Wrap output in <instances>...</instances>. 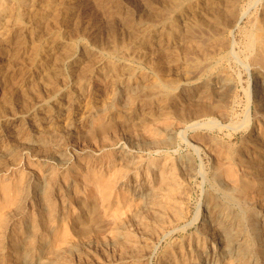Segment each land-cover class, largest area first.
<instances>
[{
	"label": "bare ground",
	"instance_id": "6f19581e",
	"mask_svg": "<svg viewBox=\"0 0 264 264\" xmlns=\"http://www.w3.org/2000/svg\"><path fill=\"white\" fill-rule=\"evenodd\" d=\"M58 1L60 0H0V61L2 63L0 67V82H2L5 77H7L9 80L11 78V83H12V87H11L12 89H10V92L5 97L3 96L4 97L2 99L3 101H1L0 99V101L2 102L0 104V120L5 115L7 109L13 108L14 102L17 101L16 99H18L20 94H23L25 96L28 90L29 91L31 90L33 92L36 89H39L38 87L42 84H44V86L45 85L51 86L52 84H54V81H56L59 78L60 75L62 76L61 74L62 70L65 67L67 68L68 66H70L69 64H72V63L77 64L78 62H80L81 59H84V58L88 59V57H89V61L90 59H93L94 56H92V54H94L95 52H92V51L87 52L88 46L86 48V45H85L86 39H88L90 42L94 44V46L96 47V49L94 48L96 52L98 49L100 50V48H103L105 47V45H108L109 47L108 48L109 50H107L108 53L110 51V53L112 54H117V52H115L117 42L122 40L123 36L121 35L122 36L121 37L119 34V31L113 26V24L109 22H112L113 19H115L116 17H119V15H121L120 11H123V9L121 10L122 5L120 6V2L118 0H96L97 5L100 6L103 12V16L105 15L106 18H108L107 21L109 24H107L108 25L107 28L109 29L107 31L109 32L105 33L107 34V40L105 41V39H103L104 37L102 38L101 36V33H103V30L105 29L104 28L102 30L99 26V21L102 19L98 20V18H96L95 20L92 21V23L88 22L91 25L89 27V25L87 24L89 28H86L84 30V38L81 35L82 38L79 39L80 41L78 42V43L82 42L80 44L82 54L79 53L80 51L77 50L79 47L77 45L79 44L75 42V39H72V40L66 39L67 35L64 33L65 32L64 30L62 31V26L67 24L69 25V27H67V25L66 27L69 29L70 25H73L72 26L73 30L78 32V30H80V20H79L80 15L79 14L82 13V12L80 13L79 11H82L80 9L83 7L85 8V5L83 6L82 2L77 4L75 2L76 0L71 1L73 3H69V0H67L68 3L66 0H62V3ZM255 2L256 0H250L248 5L244 6L243 4L242 6L241 0H145V4L147 5L148 10L147 12L145 10L146 13L144 16L142 15L139 16V18L141 17L142 20H140L139 18H138L139 22L134 20L138 16L132 17L134 19L126 16L123 19V21L127 23L125 27L128 26L127 27L128 32L125 30L128 33L127 36H130V37L132 36V38L133 36H136L135 39H137V41H141L140 42L141 44H139V46L142 48V44H146V42H151V39L155 38L157 39L155 41L159 43V41L162 40V38L165 39L164 37H167V39L169 38L170 41L171 39L175 40L176 42L180 43L181 46L183 45L188 46L191 42H194V40L196 39L201 40V42H203V44L207 46V43L213 39H216V40L218 39L221 41L222 38L226 37L227 33L232 34V32L236 28L239 27L240 22H242V20H244L245 18L247 19L248 17L249 18L248 20L250 21V25L248 26L247 29H245V32H244L245 33V40H244L245 50L244 51L246 52V56L245 57L243 56V58H245V60L249 63V65L253 67L252 70L253 72H255L254 75H256L255 77L256 89L254 92L255 96L253 100L248 101V105H247L248 107L246 109V117L244 120L240 121V117H239V121H238V119L235 118V114H237L236 106H235L236 105L235 103L237 102L235 89L237 88V86H235L236 84H234V86L236 87V88L234 87L235 88L234 89L232 87V84H233V80H231L232 77L230 78L228 74L222 73V68L225 64L221 65L222 63L221 60L228 57L230 49L228 50V48H225L224 50L216 54L212 53L211 50L209 51L208 54L204 53V52H207V50L204 49V52H203V55L205 54L204 56H202L201 54H199L200 56L198 54H194L193 52L189 51L192 49H189V50L187 49V51L184 52L185 57L183 56L181 57L178 55L180 50L178 51L177 55L174 52H172V50L170 51L169 54H166L168 53L169 49H172L173 47L169 48L168 46L159 45L158 46L159 53L160 54L162 53L165 55L164 58L162 57V59H165L164 62L172 66L173 69L175 68L174 66L179 67L183 75L185 76L184 81L181 82V80H177L173 78L171 79L168 76H164L162 73L165 72L167 68H165V71H164L160 67L158 68V66H155L153 67L154 68L153 69L154 70L153 80L147 83L142 82V83L137 84L134 82L133 79H131V77L123 78V75H120L121 73L116 75L115 74L116 71H120L122 67L114 66L115 65L114 63L113 66L109 67V70L106 68L107 69L106 72L108 73V79L107 80L105 79L106 83L104 85H99V86H96V84L92 85V83L87 79L88 76L83 78V82L81 83V86L80 87L75 86L78 88V90H76V93H74L75 95H69L66 107H59L57 109L55 108L56 110L54 109V111L52 110L53 107L52 109L49 108L48 113L47 114L45 113L46 115L44 117L42 118L34 117L31 120V128H32V129L30 128L31 131L27 128V126L25 125L19 126L18 124L19 128L16 131V133H14L15 136H17V139L22 142V146H25V144L36 145V146H33V149L34 147H36L35 148L36 152H34L35 157L40 162H43V161L46 162V160H48L50 157L54 155L56 157L59 151L63 150V149L59 150L61 148L58 147V143H59L58 141H60L62 137H64L65 139H68L71 135L75 134L77 138H80L83 136L86 139L94 140V137L98 136L99 138L102 139V141H105L107 138L108 132L112 128L111 124L114 121H117V120L112 121L113 115L120 113L122 111H125L127 114L126 116H128L129 118H131L132 116L134 117L136 116L135 115L136 113H139L140 115H142V118L141 117L140 118L146 122L144 124L146 128L145 131L147 133H143V135L142 134L140 135L143 138L140 137V141H138L139 147L143 146L144 149L146 147L148 148L151 147L152 149H156V148L158 149L159 144H162L163 142V141L162 142L160 141L161 139H159L160 137L158 138V136L161 135V133H163L165 129H166V133H169V131L172 130V128H170L171 126L170 124L172 123L170 116L174 115L180 121L176 124L177 126L186 124L185 129L188 132L195 133L194 138L192 137V139H195V141L200 142V144L206 141L211 143L210 144L211 146L218 148L217 152H219V148L225 149V152H224L225 157L222 158L221 160H215V163L213 164L214 171L211 177L213 179L214 188L212 189L211 192H209L210 190L207 191L208 194L206 197V200H207L206 202H208L209 206L212 209V215L215 216L213 225L211 224L214 227V231H212L213 234L215 233L214 234L215 236L218 235L217 237H221L222 239L225 238V240H227L226 243L227 244L229 243V245H231L232 248L234 246L236 252H234V254L231 253V254L226 255L227 246H226V250H225V247H222L223 245L219 246L220 248L215 247V245L212 242L215 240L214 235L212 236V233L208 229L209 227L205 228L203 226H201V228H198V231L195 235L191 234L188 238L186 236V239L184 240L182 245H179L177 248L175 247V250H173L174 247H172L173 251L169 250L170 249L169 247H171V243H172L171 241L175 240L176 238L175 236L179 235L183 231L185 232L186 229H189L190 226H192V225L189 226L188 224V225H185V229H183L184 227L183 223L186 221V216H187V215L185 216L186 214L185 204H186V201H188L187 200L188 197L186 193L188 191L186 190V188L188 189V187H186L185 183L188 182L189 179H192V178L188 176L189 177V178L187 177L188 180L184 182L187 178L184 181L183 180L180 181V177L185 175L184 177H182L184 179L190 173L191 174L192 172L195 173L196 169L195 171L189 172V174H185L186 172H188V170L191 171L190 165L192 163L188 165L187 164L188 160L186 161V163H182L181 165L179 164L180 165L179 169L178 167L176 168L174 166L176 169L179 170L178 172V170L175 171L176 169H174L173 165H170V166L168 165L165 167L162 164L164 163L165 165L166 163L164 161L163 163L161 161H157L156 160L157 158H156L154 160L159 162L160 165H162V168H155L153 172L151 170L152 173H149L146 169L143 168L142 170H145L146 173L144 172L143 175L137 176V174L140 173L139 168L140 166H142V163L140 162L139 159L133 156L134 155L133 153H130L133 155L122 154L120 158V160L124 162L122 166H118V164L113 161V157L115 158V156H109V158H111L110 162L109 160L108 162H105V164L102 162L103 164H101V166L98 165V167L94 165L93 166L90 165V162H84L83 164H80V165H77L76 163V165H73V167L70 168L71 171L68 174L69 176L65 183L66 186L70 189H74L76 191L75 193L77 194L84 193L85 189L91 188L92 191L94 192L92 193L93 196H91V198L93 200L91 201L95 205L87 204L88 203L87 202L85 203L86 205H84L83 207L80 206L81 207L80 209L79 206L74 207V205L76 204V201L75 202L73 200L69 201L70 199H67L68 201H66L65 199L62 198L63 195L62 197L59 196L61 197V204L59 203L57 204L56 202L58 199H56L55 201L53 197V194H55L56 191L53 190L54 191L53 192L51 190L52 186L49 187L48 185H46V187L47 186L48 187L47 188L45 187L46 189L44 188L45 190V191L43 190L44 193L42 191L43 193L42 200L38 198L40 200L39 202H41L40 205L42 208L40 209V206L38 205L40 211H39L38 216L37 217L35 216V219L32 220L33 222L31 225L32 228L31 229L29 228L30 231L27 232V235L24 239L22 238V240L16 241L15 236L17 235V232L20 226L19 225H18L19 227L16 226V224L14 223V219H16L15 217L18 215L20 211L21 207H19V201H20V198L22 199V196L25 197L26 189L24 190V184H27L25 183V181H27L25 180L26 174L24 175V172L22 171L21 167L27 166L29 168V166H31V168L37 169L38 171L41 170V172L43 168L39 162H37V164L33 162L34 164L32 163V165H30L31 161L29 162V160H32V159H29V158L31 157H29L28 158L29 160L27 159L28 161H26V158H23V155L21 156L19 155L20 154L18 153L19 150H17V152H14L16 151L14 148V151H12L13 148H9L8 143H6V145L4 144L2 147L8 150L6 152L4 151V153L2 154L3 157L0 158V172H1V175H0V264H6L7 262L6 260H8V258H10L9 259L11 262L10 264H19L21 262V261L17 262V260H19L21 256L19 259H17L19 256L18 257H16L17 255L13 256L14 254L11 257H8V258L5 257L4 251L7 246V243L9 244L8 246L11 247L12 253L19 254V255L21 254L23 255L24 253L27 257V260H30V256L33 253H35L36 250H38L37 240H39L41 243L40 244L41 249H39L40 250L39 257L43 258L44 257L43 253H45L44 251L50 250L48 254L45 253V255H48L46 259L45 260L41 259L42 260L41 262H43L42 264H58L59 261L61 262L65 252L70 251V249H71L70 252L73 251L72 249L75 247L74 245L75 243L73 244V240H75V237H79V238L83 237L86 239V241L88 239L90 242H92L91 240L95 238V237L93 238V236H95V233L97 235V233H100L98 232L99 230L102 231V229H100L101 227L100 225L101 224L106 225V223L104 221H103L104 223L101 222L102 220L100 221L101 223L98 222V219H100L99 216L97 215L99 208L100 210L101 208L102 210L106 208L103 211L104 214H101V215L102 216L105 215L106 216L105 218H108V222L110 220V223L114 221L115 225L114 224L112 225V223L110 225L107 222V226L108 227L111 226L113 228H115L114 226H116L117 230L114 232L113 239L116 241V244L118 245L120 244L124 246V249L120 253H118L116 256H114V258L110 261L111 262L110 264H145V262L148 260V257L151 255V253L156 252L157 248L159 247L158 245L161 243L162 240H169V242L166 243V246L163 249L165 250L164 252L165 255L163 254L164 256L161 259V264H264V249H263L264 227L263 229H261V227L264 226L263 224L264 214L256 212V215L254 214L253 216V213L251 211H253L254 208L252 207L253 210L252 209L250 210L249 209L250 207H249L243 211V214L240 215L239 217L240 219L237 220L238 222H233L234 220L232 221V214L230 211L231 209H229L228 206L226 205V203H228L229 201H232L234 203L245 202V203H242L243 205L250 204V205L260 206V203H259L260 199H262V197L264 198V96L259 95V94H264V5L262 6L261 11L259 12L260 15L257 13L258 15L256 16H253V15L250 16L251 6ZM132 4H134V2ZM132 4L130 3L131 6ZM125 5H129V3ZM135 6H133L134 9H135ZM78 7L80 8L77 14L76 9ZM253 7L255 8V5ZM129 9L131 10V8ZM130 10H128L129 13L131 12ZM132 11L134 10L132 9ZM117 20L118 19H116V22ZM101 22L104 23L105 21L104 22L101 21ZM141 27L144 29H141ZM67 28H65V30ZM71 30L72 29H70V31ZM121 31L123 32V30ZM75 33L73 31V34ZM81 33H83V31H81ZM132 38L131 39L129 38L130 41H132ZM129 39H127L126 41L128 42ZM199 40H197V42ZM214 42L215 41L213 40V43ZM223 42H225V40ZM201 44L199 43L198 46L201 47L200 46ZM203 44L202 46H204ZM207 47H209V43ZM89 49L90 48H88V50ZM143 49L145 48L143 47ZM28 50H30L29 53L31 55L30 57L32 59V62L36 64L38 63V65L40 64L42 69L40 71L41 74L39 76L35 75V78L32 79L30 82H28L29 84L27 83L25 86L26 88H25L24 83H23L24 81H22V78H21L23 74L19 73L20 75L16 76L19 71V69L16 67H17V64H20L21 52H26ZM218 50L220 51L219 48ZM125 54L127 53L125 52ZM118 55H120L119 52H118ZM152 55H157V54L153 53ZM152 55L151 57L153 58ZM28 56L26 57L28 58ZM91 56L93 58H91ZM121 56H123V54ZM131 56H133V54ZM135 56L136 55H134V58ZM235 56L240 57L239 54L238 55L236 54ZM136 59H133V60H136ZM233 59L238 60L239 58H233ZM240 60H241L240 62H242V59ZM28 62L29 60L27 61V65H28ZM128 63H129V60H128ZM106 65L107 64H104V66ZM245 65L247 67V64ZM25 68L27 67L25 66ZM247 69L249 70V66L247 67ZM247 69L246 71L248 72ZM128 70L126 71L128 72ZM193 72H196L197 74L201 76L204 74H207L206 75L207 78L205 79L203 83L201 82V84L198 85L196 89H194L195 90L194 93H189L186 91L184 86L185 85L187 86V84L189 83L190 76L193 75L192 74ZM26 73H28V71ZM166 73H169V72H166ZM64 74H66V72H64ZM98 74H101V72ZM98 74H96V76ZM142 74L143 72L141 73V75ZM176 74H178V72ZM102 75L104 76V74ZM139 75H140V72H139ZM103 78L104 77H102V79ZM199 79L200 78H198V80ZM56 82H58V80ZM6 83H7L6 85H8V82ZM99 83H102V82L100 81ZM119 84L122 85L123 87V92H122L124 94L123 99L119 95L120 91L118 92ZM47 88L49 87L47 86ZM41 89H43V87L40 88V91ZM5 91L3 93L6 94ZM85 92L86 93L90 92L88 94L89 96L87 95L88 98L85 100L83 99L80 100V97ZM32 96H34V93L32 94ZM138 98L143 99V100H154V101H157L159 105L157 106V108L154 109L153 107L151 108L149 104H147L148 106L145 105L144 107H142L140 111V109L138 110L136 108V101L140 100ZM7 107H10V108H7ZM50 109L52 110V112H49ZM14 112L12 111V113ZM8 113L9 112H7L6 114ZM136 119H139V117ZM172 119H175V118H172ZM176 120L174 121L177 122ZM251 120L254 121V125L251 124ZM115 123L116 122H114L113 124L115 125ZM133 127L135 128L136 126L133 125ZM142 132H144V130ZM239 132H242L241 135H243V138L235 142L234 139H237L235 137ZM220 134H222V136ZM75 135L73 136L75 137ZM134 137H136V135ZM182 138L180 139L182 140ZM148 139H150V141ZM164 139H165V136H164ZM71 140L72 139H70V141ZM76 140L77 139H75L73 142H75ZM66 141H69V140H66ZM183 141L185 142V140ZM15 142L16 141H14V143ZM60 143H63V142H60ZM135 144H133L132 146L135 147ZM174 146L175 145H173V148H175ZM175 154H176V150H175ZM118 155H119V152H118ZM182 156L183 155L181 154V157L180 156L179 157L182 159L183 158ZM144 157L145 156H143V158ZM161 158L162 157H160V159ZM184 158H187V157L184 156ZM56 159L57 157L55 158V160ZM62 159L60 158L61 163L63 162ZM177 159H179L178 156L175 157V160ZM82 160L84 159L82 158ZM121 161H119L118 163H121ZM192 161L193 160H191V162ZM150 163L152 162L150 161ZM149 165L151 166V164ZM156 165H158V163H156ZM52 168L54 170V167ZM46 171L49 173V170H46ZM55 172L57 174L56 170L50 173H55ZM66 172L67 171H65V175H67ZM192 176L194 177V175ZM69 177H71V179ZM65 180H63V182ZM60 181L61 180H59V182ZM132 182H133V185H131ZM227 182L228 184H226ZM49 185H52V184L50 183ZM219 191H222V198H221L222 201L218 199L219 200L218 202V200L216 199V196ZM128 193L132 194V196L134 197V201L132 200L133 198L130 200L131 196L129 197ZM62 194H63V191H62ZM87 194L85 196L88 197L90 192L88 195ZM65 196H66V193H65ZM73 196L71 197L73 198ZM85 196L83 197L85 198ZM259 196L260 197L262 196V197L259 199ZM83 197L81 198L84 199ZM135 200H137L138 202H136ZM73 202H74V205H73ZM242 204L241 206H243ZM134 205L137 207V208L134 207L136 208V211H137L135 214L138 215V219L136 218V221H138V223H136L137 227H135L137 228L135 230L136 234L133 233L131 230L129 231L127 229V225L129 222L127 223L126 221H124L127 223V225L124 223L121 224L122 222L121 219L123 218L120 217L123 215V213L126 214L127 209L130 206L132 209ZM76 208H79L80 210L77 211ZM129 209L128 211L132 212V210H129ZM234 211L235 210H233L232 212ZM118 215L119 217H117ZM128 215L129 214L126 215L127 218L125 216L124 217L126 219H129L130 217L128 218ZM209 215L210 214H208V216ZM125 218L123 220H125ZM131 218H132V215H131ZM247 218L251 220V222L249 221V223H251L252 228H253L251 231L252 233L247 231L248 229H245L246 227L243 226V222ZM70 220L74 221L73 225H71ZM43 225H47L48 228L50 229L49 230L50 234L48 235L49 237L47 238L43 236V233H42L43 231L41 232V229L46 228L45 226L44 228H42ZM208 225L209 224H206L205 226H208ZM197 227L198 226H196V228ZM104 228H103V231H105ZM108 229H106V231ZM109 231L110 230H108V232ZM111 232L112 231H110L109 233ZM101 235L97 236L96 239L98 238L100 240L99 237ZM110 236H112V234H110ZM212 237H214V240L212 239ZM216 241L214 243H216ZM92 244H94V242ZM138 244H140L143 247V249L146 250L145 253H143V251L141 253V250L137 251ZM87 247H90V245ZM104 248H107V247H104ZM127 248L129 250H127ZM27 260L25 261L26 263H28Z\"/></svg>",
	"mask_w": 264,
	"mask_h": 264
},
{
	"label": "rangeland",
	"instance_id": "374dc122",
	"mask_svg": "<svg viewBox=\"0 0 264 264\" xmlns=\"http://www.w3.org/2000/svg\"><path fill=\"white\" fill-rule=\"evenodd\" d=\"M67 1V0H66ZM71 1H73V0H69V3H73V2H71ZM78 1V2H77ZM119 2H120V6H121V10L123 9V11H120V14L121 15H119V17H116L115 19H113V21H115L116 22V19H118L117 20V22L115 23V22H109V23H111V24H113V26L119 31V34H120V36L122 37V40H120V41H118L117 42V46H116V49H115V52H117V54H112V53H110V51H109V53H108V51L107 50H109L108 48V45H105V47H103V48H100V50L98 49L97 50V52H96V47L94 46V44L92 43V42H90L88 39H86L85 40V42H86V48H87V46H88V48H90L89 50H88V48H87V52L88 51H92V52H95L94 54H92V56H94V58L91 56V58H93V59H90V61H89V57H88V59L87 58H84V59H81L80 60V62H78L77 64H74V63H72V64H69L70 66H68L67 68L65 67L63 70H62V76L60 75L59 76V78L57 79L58 80V82H56V81H54V84H52L51 86H49V85H45L44 86V84H42V85H40L38 88L39 89H36V90H38V91H27V93H26V95L24 96L23 94H20L19 95V97H18V99H16L17 101H15L14 102V106H13V108H10V107H7V108H10V109H7V111H6V113L7 112H9L8 114H6L5 113V117L3 116L2 118H1V120H0V149L2 148H4V147H2L4 144L6 145V143H8V145H9V148H13L12 149V151H14V148H15V150L16 151H14V152H17V150H19L18 151V153H20L19 155L21 156V155H23V158H26V161H28L29 159H32V160H29V162H30V165H32V163L34 162L35 164H37V162H39L41 165H42V168H43V170H45V171H43L42 170V172H41V170H37V169H34V168H31V166H29V168L27 167V166H23V167H21V169H22V171L24 172V175H25V180H27V181H29V182H27V181H25V183H27V184H24V190H25V197L24 196H22V199L20 198V201H19V207H21L20 208V211H21V209H22V211L20 212L19 211V213H21V214H19L18 213V215L15 217L16 219H14V223L16 224V226H20V228L18 229V232H17V235L15 236V239H16V241L17 240H22V238L24 239L25 237H26V235H27V232H29L30 231V229L32 228L31 227V225H32V220L33 219H35V216L37 217L38 216V214H39V206H40V209L42 208L41 207V202H39L40 200H42V195H43V193H44V188L46 187V185H48L49 187L50 186H52L51 187V190L53 191V190H55L56 192H55V194H53V197H54V200L56 201V199H58L57 200V204L59 203V204H61V197H62V195H63V199H65L66 201H68L67 199H70L69 201H71V200H73L74 202L76 201V204L74 205V202H73V205H74V207H78L79 206V208L81 209V207L80 206H84V205H86L85 203H87V204H91V205H95L91 200H93L92 198H91V196H93V194L92 193H94L93 191H92V189L90 188H87V189H85L84 191L86 192H84V193H79V194H77V193H75L76 191L74 190V189H70V188H68L67 186H66V181H67V179H68V174L70 173V171H71V169L70 168H72L73 167V165H76V163H77V165H80V164H83L84 162H90V165H94V166H97L98 167V165H100L101 166V164H105V162H108V160H109V162H110V159L111 158H109V156H115V158L113 157V161L114 162H116L117 164H118V166H122L123 164H124V162L123 161H121L120 160V158H121V156H122V154H124V155H126V154H129V155H133L135 158H137V159H139L140 160V162L142 163V166H140V168H139V172L140 173H138L137 174V176L138 175H143V173L145 172L146 173V171L145 170H142L143 168L144 169H146L149 173H152L154 170H155V168H162V165L163 166H170V165H173V167L175 166L176 168L178 167V169H179V166L182 164V163H186V161L188 160V165L189 164H191L190 165V167H191V171H189L188 170V172H186L185 174H189V172H192V171H195V169H196V171H195V173H196V175H195V173H193L192 172V174L190 173L189 175H187L184 179L182 178V177H184V176H182V177H180V181L181 180H185L188 176L189 177H191L192 179H189V181L188 182H186L187 180H188V178L184 181V182H186L185 184H186V187H188V189L186 188V190H188L186 193H187V200L188 201H186V204H185V216H186V221L183 223V229H185V225H188L189 224V226L190 225H192V226H190V228L189 229H186L185 230V232L183 231L182 233H180L179 235H177V236H175L174 238H175V240H172L171 242V247H169L170 249L169 250H171V251H173V250H175V247L177 248L179 245H182V243L184 242V240L186 239V236H187V238L192 234V235H195L196 233H197V231H198V228H201V226H203V227H205V228H207V227H209L208 229L210 230V232L212 233V236L215 234H213V232L212 231H214V227L212 226L213 225V221H214V215H212V209H211V207L209 206V204H208V202H206L207 200H206V197H207V194H208V192L207 191H209V192H211L212 191V189L214 188V183H213V179H212V173H213V171H214V169H213V164L215 163V160H221L222 158H224L225 157V149L224 148H219V152H217V149L218 148H216V147H214V146H211L210 144L211 143H209V142H202L201 144H200V142H197V141H195V139H192V137L194 138V135H195V133L194 132H188L185 128H186V124L184 125V124H182L180 127L179 126H177L176 124L178 123V122H180L179 121V119L178 118H176L174 115H171L170 117H171V126H170V128H172V132L171 131H169V133H166V129H165V131H163V133H161V135H159L158 136V138L159 139H161L160 141L162 142V144H159V146H158V149L156 150V149H152L151 147H146L145 149L143 148V146L142 147H139V145H138V141H140V137L141 138H143L142 136H140L141 134L143 135V133H147L145 130H146V128H145V124L144 123H146L143 119H141L142 118V115H140L139 113H136L135 115L136 116H132L131 118H129L128 116H126L127 114H126V112L125 111H122V112H120V113H117V114H114L113 115V120L112 121H114V120H117V121H114V122H116L115 123V125L112 123L111 125H112V128H111V130L108 132V135H107V138H106V140H105V138H104V140L105 141H102V139L101 138H99L98 136V138H99V140L101 141H99L98 140V138L95 136L94 137V140H92V139H86V138H84L83 136L82 137H80V138H77L76 137V135L75 134H73V135H75V137L73 136V135H71L68 139H65L64 137H62L61 138V140L60 141H58L59 143H58V147L59 148H61V149H59V150H62V151H59V153L57 154V159L55 160V155L54 156H52V157H50L48 160H46V162L45 161H43V162H40L36 157H35V153L34 152H36L35 151V148L36 147H34V149H33V146H36V145H33V144H25V146H22V142L20 141V140H18L17 139V136H15V134L14 133H16V131L18 130V128H19V126L20 125H25V126H27V128L31 131V120L34 118V117H44L47 113H48V110H49V108H51L52 109V107H53V111H54V109L56 108H59V107H66L67 106V100H68V98H69V95H75L74 93H76V90H78V86L80 87L81 86V83L83 82V78H85V77H87L88 76V80L92 83V85H95L96 84V86H99V85H104L105 83H106V80L108 79V73L106 72V70L108 69L109 70V67L110 66H113V64L115 63V65L114 66H120V67H122V72H121V70L120 71H116V75L117 74H119V73H121L120 75H123V78H127V77H131V79H133L134 80V82L135 83H142V82H144V83H147V82H149V81H151V80H153V78H154V68L153 67H155V66H158V68L160 67L162 70H164L165 71V68H167L166 69V71L165 72H163L162 74L164 75V76H168L169 78H173V79H177V80H181V82L182 81H184V78H185V76L183 75V73H182V71L180 70V68L179 67H177V66H174L175 68L173 69V67L172 66H170V65H168V64H166L164 61H165V59H162V57L164 58V54H162V56H161V54L159 53V50H158V46L159 45H164V46H168L169 48H172V49H169V51H168V53H166V54H169L170 53V51L172 50V52H174L176 55H177V53H178V51H179V53H178V55L179 56H183V57H185L184 56V52L185 51H187V49L189 50V49H192V50H189L190 52H193L194 54H201L202 56H204L203 55V52H204V49H206L207 50V52H204V53H209V51L211 50V52L212 53H214V54H216V53H219V52H221L222 50H224L225 48H228V50H229V55H228V57L227 58H225V59H222L221 60V65H224L223 66V68H222V73H224V74H228L229 76H230V78L232 77V79L231 80H233V84H232V87L234 88L235 86H237V88L235 89L236 90V100H237V102L235 103L236 105V113L237 114H235V118H237L238 119V121H239V117H240V121H242V120H244L245 119V117H246V109H247V105H248V101H252L253 100V98H254V96H255V89H256V79H255V77H256V75H254L255 74V72H253V70H252V66L251 65H249V63L245 60V58H243V56L245 57L246 56V52L244 51L245 50V29H247L248 28V26L250 25V21L248 20L249 18L247 17V19L245 18L244 20H242V22H240V25H239V27L238 28H236L233 32H232V34L231 33H227V35H226V37H224V38H222V39H224L225 40V42H223L224 40H222L221 39V41L220 40H216V39H213L215 42L213 43V40H211V41H209L208 43H209V47H207L208 46V43H207V46L205 45V44H203V42H201V40H199V39H196V40H194V42H191L188 46L187 45H183V46H181V44L180 43H178V42H176L175 40H173V39H171V41L173 42V44H172V42L169 40V38L167 39V37H164L165 39H163L162 38V40H160L159 41V43H157L155 40H157V39H151V42H153V43H151V42H146V44H142V48L139 46V44H141L140 42L141 41H137V39H135V37L136 36H133V38H132V36L130 37V36H127V32H128V26H126L125 27V25H127V23H125L124 21H123V19L126 17V16H128V17H130V18H132V17H137V18H132V19H134V20H136V21H138L139 22V20H138V18H139V16H144L145 15V13L147 12V10H148V8H147V5L145 4V0H139V1H137V0H127V1H125V0H118ZM245 1V2H244ZM249 1L250 0H241V5L243 6V4H244V6H246V5H248L249 4ZM257 1H258V3H257ZM58 2H60V3H62V0H60V1H58ZM77 4L78 3H83V6L85 5V8L83 7V8H81L80 10H82V11H79V8L80 7H82V6H80V7H78L77 9H76V13L78 14V11L81 13V14H79L80 16H79V20H80V30H78V32H76L75 30H73V25H70V28L68 29L67 27H69V25H67V27H66V25H63L62 26V31L64 30L65 32V34L67 35L66 36V39H70V40H72V39H75V42L77 43V44H79V45H77V46H79L78 47V51H80L79 53H81L82 54V52H81V46H80V44L82 43V42H80V43H78L80 40L79 39H81L82 38V36H83V38H84V30L86 29V28H89L90 27V25L91 24H89L88 22H91L92 23V21L93 20H95L96 18H98V20H100V19H102V20H100L99 21V26H100V28L103 30L104 28V30H103V33H101V36H102V38L103 39H105V41L107 40V34H105V33H108L109 31H107L109 28H107L108 27V25L107 24H109L108 23V18H106V16L104 15L103 16V12H102V10H101V8H100V6L99 5H97V3H96V0H76L75 1ZM88 2V3H87ZM122 2V3H121ZM129 3V5H130V3L132 4L133 2H134V4H132V6L130 5H125V4H128ZM138 2H140V3H137ZM67 3H68V1H67ZM125 3V4H124ZM145 4V5H143V4ZM247 3V4H246ZM257 3V4H256ZM261 3V4H260ZM88 4V5H87ZM90 4V5H89ZM142 4V5H141ZM136 5V6H135ZM141 5V6H140ZM255 5V8L253 7ZM264 5V0H256V2L255 3H253V5L251 6V10H250V16L251 15H253V16H256V15H260V11H261V8H262V6ZM129 6V7H128ZM133 6H135V9H134V7ZM97 9H96V8ZM133 7V8H132ZM258 8V10H257V8ZM129 8H131V10L129 9ZM139 8V9H138ZM86 9V10H85ZM96 9V10H95ZM130 10L131 12L130 13H132V14H130L129 13V11L128 10ZM132 9L134 10V11H132ZM94 10V11H93ZM126 10H127V12H126ZM142 10V11H141ZM145 10H146V12H145ZM141 11V12H140ZM144 11V12H143ZM127 13V15H126V13ZM136 12H137V14H136ZM138 12H140V13H138ZM142 12H143V14H142ZM124 13H125V15H124ZM258 13V14H257ZM83 15V16H82ZM91 15V16H90ZM98 15V16H97ZM82 16V17H81ZM85 16V17H84ZM121 16V17H120ZM92 17V18H91ZM101 17V18H100ZM103 17V18H102ZM83 19V20H82ZM104 19V20H103ZM106 19V20H105ZM140 20H142L141 19V17L139 18ZM179 20H180V18H179ZM101 21H105L104 23H102ZM122 21H123V23H122ZM82 23H83V25H82ZM102 23V24H101ZM89 25V27H88V25ZM116 24H117V26H116ZM245 24V25H244ZM243 25H244V27H243ZM65 26V27H64ZM85 26V27H84ZM241 26V27H240ZM64 27V28H63ZM72 27V28H71ZM83 27H84V29H83ZM103 27V28H102ZM123 27V28H122ZM144 27V26H143ZM65 28H67L66 30H65ZM121 28V29H120ZM70 29H72L71 31H70ZM79 29V28H78ZM83 29V30H82ZM141 29H144V28H142L141 27ZM240 29H242V30H240ZM102 30H100V31H102ZM121 30H123V32L121 31ZM127 32H126V31ZM237 30V31H236ZM73 31H74V33L75 34H73ZM81 31H83V33H81ZM67 32V33H66ZM79 33V34H78ZM126 33V34H125ZM244 33V34H243ZM103 34V35H102ZM105 34V35H104ZM69 35H71V36H69ZM82 35V36H81ZM126 35V36H125ZM70 37V38H69ZM72 37V38H71ZM77 37V38H76ZM132 38V41H130V39ZM78 39V40H77ZM127 39H129L128 40V42L126 41ZM197 40H199L198 42H197ZM228 40V41H227ZM138 43H137V42ZM155 41V42H154ZM85 42H83V43H85ZM124 42V43H123ZM167 42V43H166ZM170 42V43H169ZM196 42V43H195ZM120 43V44H119ZM155 43V44H154ZM170 45H169V44ZM176 43V44H175ZM199 43L201 44H203L204 46H202V44L200 45L201 47H199L198 45H199ZM232 43V44H231ZM242 43V44H241ZM134 44V45H133ZM152 44V45H151ZM168 44V45H167ZM179 44V45H178ZM213 44V45H212ZM125 45V46H124ZM176 45V46H175ZM178 45V46H177ZM93 46V47H92ZM187 46V47H186ZM190 46V47H189ZM193 46V47H192ZM199 48H198V47ZM212 46V47H211ZM226 46V47H225ZM230 46V47H229ZM234 46V47H233ZM129 47V48H128ZM135 47V48H134ZM143 47L146 49V51H145V49H143ZM207 47V48H206ZM222 49H221V48ZM95 48V49H94ZM120 49V51H119V49ZM134 48V49H133ZM155 48H156V50H155ZM175 48V49H174ZM194 48V49H193ZM211 48H213V49H211ZM218 48L220 49V51L218 50ZM234 48V49H233ZM241 48V49H240ZM104 49H105V51H104ZM130 49V50H129ZM137 49V50H136ZM154 49V50H153ZM197 49V50H196ZM103 52H102V51ZM125 50V51H124ZM127 50V51H126ZM135 50V51H134ZM150 50V51H149ZM154 52H153V51ZM158 50V51H157ZM205 50V51H206ZM155 51H156V53H155ZM182 51V52H181ZM200 51V52H199ZM217 51V52H216ZM27 52V53H26ZM26 52H21V57H23V58H21L20 57V64H17V67L16 68H18L19 69V71H18V74L16 75V76H19L20 74L19 73H22L23 74V76H24V78H23V76L21 77L22 78V81H24L23 83H24V87L26 86V84L28 83V82H30L32 79H34L35 78V75L36 76H39L40 74H41V65L39 66L38 65V63L36 64V63H33L32 62V59H31V55H30V50H28V51H26ZM101 52V53H100ZM105 52V53H104ZM118 52L120 53V55H118ZM122 52H124V53H122ZM125 52L127 53V54H125ZM135 52H137V53H135ZM138 52H140V53H138ZM210 52V53H211ZM235 52V53H234ZM99 53V54H98ZM123 54V56H121L122 54ZM131 53V54H130ZM150 53V54H149ZM157 54V55H152V54ZM182 55H181V54ZM232 55H231V54ZM102 54V55H101ZM103 54H104V56H103ZM133 54V56H131ZM148 54V55H147ZM238 55L239 54V56L240 57H237V56H235V55ZM29 55V56H28ZM100 55V56H99ZM108 55V56H107ZM110 55V56H109ZM127 55V56H126ZM129 55H130V57H129ZM134 55H136L135 56V58H134ZM151 55L153 56V58L151 57ZM160 55V56H159ZM26 56H28V58L26 57ZM97 56V57H96ZM102 56V57H101ZM139 56H141V57H139ZM144 56H145V58H144ZM146 56H148V57H146ZM200 56V55H199ZM26 57V58H25ZM115 57V58H114ZM118 57V58H117ZM121 57V58H120ZM126 57H128V58H126ZM158 59H157V58ZM160 57V58H159ZM231 57V58H230ZM103 58V59H102ZM106 58V59H105ZM136 59V60H133V59ZM147 58V59H146ZM148 58H149V60H148ZM233 58H239L238 60H236V59H233ZM29 60V62H28V65H27V61ZM100 59V60H99ZM105 59V60H104ZM109 59V60H108ZM121 59V60H120ZM123 59V60H122ZM127 59V60H126ZM163 61H162V60ZM240 59H242V62L244 63H242V62H240L241 60ZM23 60V61H22ZM86 60H87V62H86ZM93 60V61H92ZM128 60H129V63H131V64H129L128 63ZM140 60V61H139ZM147 61V63H146V61ZM161 60V61H160ZM26 63H25V62ZM108 61H109V63H108ZM111 61V62H110ZM120 61V62H119ZM123 61V62H122ZM138 61V62H137ZM152 61V62H151ZM33 64H32V63ZM96 62V63H95ZM101 62V63H100ZM141 62V63H140ZM228 62V63H227ZM22 63H23V65H24V67H23V65H22ZM31 65H30V64ZM81 65H80V64ZM85 63V64H84ZM91 63V64H90ZM99 63V64H98ZM128 63V64H127ZM151 63V64H150ZM36 64V65H35ZM88 64V65H87ZM102 64H103V66H102ZM104 64H107L106 66H104ZM118 64V65H117ZM126 66V68H125V66ZM245 64H247V67L249 66V70L247 69V67H246V65ZM1 65H2V63H1V61H0V67H1ZM76 65V66H75ZM122 65V66H121ZM136 65V66H135ZM163 65V66H162ZM231 65V66H230ZM25 66L27 67V68H25ZM39 66V67H38ZM73 68H72V67ZM78 66V67H77ZM170 68H168V67ZM21 67V68H20ZM31 67V68H30ZM38 67V68H37ZM71 67V68H70ZM96 67V68H95ZM128 67V68H127ZM130 67V68H129ZM135 67V68H134ZM246 67V68H245ZM35 68V69H34ZM98 68V69H97ZM104 68V69H103ZM107 68V69H106ZM132 68V69H131ZM142 68V69H141ZM147 68H148V70H147ZM164 68V69H163ZM179 68V69H178ZM245 68V69H244ZM67 69V70H66ZM100 69V70H99ZM124 69V70H123ZM129 69V70H128ZM138 69V70H137ZM145 69V70H144ZM175 71H177L178 72V74H176L173 70ZM226 69V70H225ZM246 69L248 70V72L246 71ZM21 70V71H20ZM23 70H25V71H23ZM33 70V71H32ZM92 70V71H91ZM126 70H128V72L126 71ZM135 70V71H134ZM168 70V71H167ZM28 71V73H26ZM35 71H37V72H35ZM75 71V72H74ZM93 71H94V73H93ZM98 71H100L101 72V74H98V73H100V72H98ZM250 71V72H249ZM64 72H66V74H64ZM127 73V74H125V73ZM130 72V73H129ZM131 72H132V74H131ZM135 72V73H134ZM139 72H140V75H139ZM143 72V74L141 75V73ZM152 72V73H151ZM166 72H169V73H166ZM24 73H26V74H24ZM36 73V74H35ZM69 73V74H68ZM76 73V74H75ZM84 73V74H83ZM124 73V74H123ZM134 73V74H133ZM32 74H34V75H32ZM72 74V75H71ZM91 74V75H90ZM96 74H98L97 76H96ZM102 74H104V76L102 75ZM153 74V75H152ZM193 75H191L190 76V80H189V83L187 84V86L185 85L184 86V88L186 89V91L187 92H189V93H194L195 92V90L194 89H196V87L198 86V85H200L201 84V82L203 83L204 81H205V79L207 78V74H204V75H199V74H197L196 72H193L192 73ZM242 74V75H241ZM63 75H65V76H63ZM95 75V76H94ZM100 75V76H99ZM129 75V76H128ZM135 75V76H134ZM174 75H175V77H174ZM178 75V76H177ZM227 75V76H228ZM254 75V76H253ZM26 76V77H25ZM69 76V77H68ZM93 76V77H92ZM142 76V77H141ZM145 76V77H144ZM153 76V77H152ZM228 76V77H229ZM31 79H30V78ZM61 77V78H60ZM64 77V78H63ZM90 77V78H89ZM97 77H98V79H97ZM102 77H104L103 79H102ZM139 77V78H138ZM179 77V78H178ZM7 77H5L4 78V80L2 81V82H0V99H1V101H3L2 99L10 92V89H12L11 87H12V83H11V78H10V80L7 78ZM66 78V79H65ZM95 78V79H94ZM122 78V79H123ZM141 78V79H140ZM193 78V79H192ZM198 78H200L199 80H198ZM203 78V79H202ZM24 79V80H23ZM91 79V80H90ZM102 79V80H101ZM106 79V80H105ZM137 79V80H136ZM196 79V80H195ZM18 80V79H17ZM63 80V81H62ZM65 80V81H64ZM81 80V81H80ZM133 80H132V82H133ZM198 80V81H197ZM238 80H240V81H238ZM10 81V82H9ZM62 81V82H61ZM102 82V83H99V82ZM104 81V82H103ZM146 81V82H145ZM6 82H8V85H10V86H8V85H6L7 83ZM21 82V81H20ZM80 82V83H79ZM195 82V83H194ZM199 82V83H198ZM77 83V84H76ZM99 83V84H98ZM193 83V84H192ZM250 83V84H249ZM29 84V83H28ZM98 84V85H97ZM234 84H236L235 86H234ZM3 85V86H2ZM136 85V84H135ZM239 85V86H238ZM47 86L49 87V88H47ZM53 86V87H52ZM58 88H57V87ZM61 86V87H60ZM75 86H77V87H75ZM192 86V87H191ZM43 87V89H41V91H40V88H42ZM45 87V88H44ZM55 87V88H54ZM119 88H118V92L120 93L119 95L122 97V99L124 98V94L122 93L123 92V87H122V85H120L119 84V86H118ZM4 88V89H3ZM7 88V89H6ZM26 88V87H25ZM25 88H24V90H25ZM48 90H47V89ZM75 88V89H74ZM2 89H3V91H2ZM5 89H6V91H5ZM20 89V88H19ZM53 89V90H52ZM65 89V90H64ZM246 90V91H245ZM6 92V94L5 93H3V92ZM56 91V92H55ZM31 92H32V94L34 93V96H32V94H31ZM43 92V93H42ZM50 92V93H49ZM54 92H55V94H54ZM60 92V93H59ZM68 92V93H67ZM239 92V93H238ZM245 92V93H244ZM19 93H20V91H19ZM90 92H85L81 97H80V100H85V99H87L88 98V94H89ZM247 93H249V94H247ZM30 94H31V96H30ZM123 94V95H122ZM1 95H2V97H1ZM88 95V96H87ZM253 95V96H252ZM260 96H264V94H259ZM4 96V97H3ZM24 97V98H23ZM23 98V99H22ZM28 98H30V99H28ZM43 98V99H42ZM27 99V100H26ZM56 99V100H55ZM138 99H140V98H138ZM20 100V101H19ZM23 101V103H22V101ZM25 100V101H24ZM66 100V101H65ZM141 100V101H140ZM140 100H137L136 101V108L139 110L140 109V111H141V109H142V107H144L145 105L146 106H148L147 104H149V106L152 108H157V106L159 105L158 104V102L157 101H154V100H143V99H140ZM0 101V104L2 103ZM18 101H19V103H18ZM56 101V102H55ZM140 101V102H139ZM145 101V102H144ZM17 102V103H16ZM60 102V103H59ZM143 102V103H142ZM240 104H239V103ZM139 103V104H138ZM141 103V104H140ZM143 104V105H142ZM239 104V105H238ZM59 105V106H58ZM142 105V106H141ZM24 106V107H23ZM141 106V107H140ZM139 107V108H138ZM240 107V108H239ZM245 107V108H244ZM15 110V112H14V110ZM50 109V111L49 112H52V110ZM55 109V110H56ZM138 110H137V112H138ZM12 111L14 112V113H12ZM47 111V112H46ZM24 112V113H23ZM240 113V115H239V113ZM35 113V114H34ZM42 113V114H41ZM46 113V114H45ZM14 114V115H13ZM125 114V115H124ZM13 115V116H12ZM33 115V116H32ZM42 115V116H41ZM119 115V116H118ZM121 115V116H120ZM140 115V116H139ZM8 116H10V117H8ZM15 116V117H14ZM237 116V117H236ZM32 117V118H31ZM127 117V118H126ZM139 117V119H136V118H138ZM141 117V118H140ZM243 117V118H242ZM5 118V119H4ZM172 118H175V119H172ZM29 119V120H28ZM121 119V120H120ZM136 119V120H135ZM177 119V120H176ZM27 120V121H26ZM174 120H176L177 122H175ZM111 121V122H112ZM119 121V122H118ZM122 121V122H121ZM126 121V122H125ZM136 121V122H135ZM138 121V122H137ZM140 121H142V122H140ZM174 121V122H173ZM253 120H251V124H253L254 125V121L252 122ZM128 122V123H127ZM21 123V124H20ZM118 123H120V124H118ZM143 123V124H142ZM191 123V122H190ZM189 123V124H190ZM18 124H19V126H18ZM30 124V125H29ZM122 124H124V125H122ZM117 125V126H116ZM133 125H135L136 127L134 128L133 127ZM137 125H138V127H137ZM143 125V126H142ZM172 125H174V126H172ZM229 125V124H228ZM17 126V127H16ZM11 127H13V128H11ZM184 127V128H183ZM7 128V129H6ZM12 130H11V129ZM31 128V129H30ZM123 128V129H122ZM133 128V129H132ZM145 128V129H144ZM175 128V129H174ZM181 128H183V129H181ZM14 129V130H13ZM113 129H115V130H113ZM138 129V130H137ZM119 130V131H118ZM144 130V132H142ZM33 131V130H32ZM112 131V132H111ZM142 132V133H140V132ZM10 132V133H9ZM140 134H139V133ZM170 132H171V134H170ZM9 133V134H8ZM32 133V132H31ZM125 133V134H124ZM166 133V134H165ZM179 133V134H178ZM4 134V135H3ZM14 136H13V135ZM33 134V133H32ZM170 134V135H169ZM242 134V132H239L237 135H236V137L235 138H237V139H234V141L235 142H237V141H239V140H241L242 138H243V135H241ZM7 135V136H6ZM136 135V137H134ZM181 135V136H180ZM183 135V136H182ZM221 136H222V134H220ZM133 136V137H132ZM148 136V135H147ZM164 136H165V139H164ZM171 136H173V137H171ZM179 136V137H178ZM185 136V137H184ZM189 136H190V138H191V140H190V138H189ZM130 137V138H129ZM132 137V138H131ZM162 137V138H161ZM182 137H184V138H182ZM16 138V139H15ZM64 138V139H63ZM120 138V139H119ZM169 138H171V139H169ZM180 138H182V140L180 139ZM7 139V140H6ZM70 139H72L71 141L73 142L75 139H77L75 142H71L70 141ZM166 139H168V140H166ZM173 139V140H172ZM189 139V140H188ZM66 140H69V141H66ZM149 141H150V139H148ZM166 140V141H165ZM183 140H185V142L183 141ZM14 141H16L15 143H14ZM92 141V142H91ZM107 141V142H106ZM111 141V142H110ZM131 141V142H130ZM209 141V140H208ZM60 142H63V143H60ZM71 142V143H70ZM80 142V143H79ZM99 142V143H98ZM160 142V143H161ZM176 142V143H175ZM183 142V143H182ZM187 142V143H186ZM190 142V143H189ZM194 144H193V143ZM11 145H10V144ZM17 143V144H16ZM21 143V144H20ZM98 143V144H97ZM105 143V144H104ZM112 143V144H111ZM136 143V144H135ZM171 143V144H170ZM192 143V144H191ZM199 143V144H198ZM209 145H208V144ZM16 144V145H15ZM19 144H20V146H19ZM59 144H61V145H59ZM133 144H135V147L134 146H132ZM188 144H190V145H188ZM62 145H64V146H62ZM99 146V147H97V146ZM103 145V146H102ZM105 145V146H104ZM108 145H112L111 147L110 146H108ZM114 145V146H113ZM137 145V146H136ZM170 145V146H169ZM173 145H175L174 147L175 148H173ZM195 145V146H194ZM198 145V146H197ZM130 146V147H129ZM150 146V145H149ZM163 146V147H162ZM166 148H165V147ZM169 146V147H168ZM200 146V147H199ZM66 147V148H65ZM68 147V148H67ZM194 147V148H193ZM18 148V149H17ZM32 148V149H31ZM95 148V149H94ZM134 148H136V149H134ZM137 148H139V149H137ZM179 148V149H178ZM197 148V149H196ZM201 148V149H200ZM206 148V149H205ZM2 149L0 150L1 152H0V158L1 157H3L2 156V154L4 153V151L6 152L8 149H6V148H4L3 149V151H2ZM68 150V151H66V150ZM73 149V150H72ZM92 149V150H91ZM100 149V150H99ZM107 149V150H106ZM127 149V150H126ZM163 149V150H162ZM169 149V150H168ZM199 149V150H198ZM222 149V150H221ZM72 150V151H71ZM129 150V151H128ZM160 150H161V152H160ZM168 150V151H167ZM171 150V151H170ZM173 150V151H172ZM175 150H176V154H175ZM180 150V151H179ZM215 150V151H214ZM224 150V151H223ZM21 151V152H20ZM74 151V152H73ZM121 151V152H120ZM125 151V152H124ZM134 151V152H133ZM149 151V152H148ZM206 151V152H205ZM72 152H73V154H72ZM98 152V153H97ZM111 152V153H110ZM118 152H119V155H118ZM151 152V153H150ZM157 152H159V153H157ZM169 153V155H168V153ZM171 152V153H170ZM189 152V153H188ZM62 154V156H61V154ZM64 153V154H63ZM84 153V154H83ZM117 155H115V154ZM130 153H133V154H130ZM179 153V154H178ZM224 153V154H223ZM80 154V155H79ZM98 154V155H97ZM105 154V155H104ZM107 154V155H106ZM110 154V155H109ZM113 154V155H112ZM148 154V155H147ZM163 154V155H162ZM178 154V155H177ZM181 154L183 155L182 157V159L180 158L181 157ZM218 154V155H217ZM222 154V155H221ZM31 155V156H30ZM32 155H33V157H32ZM60 155V156H59ZM65 155V156H64ZM67 155V156H66ZM88 155H90V156H88ZM92 155V156H91ZM136 155V156H135ZM139 155V156H138ZM150 155H152V156H150ZM172 155V156H171ZM78 156V157H77ZM88 156V157H87ZM143 156H145L144 158H143ZM178 156V158L179 159H177V160H175V157H177ZM180 156V157H179ZM184 156L185 157H187V158H184ZM219 156V157H218ZM29 157H31V158H29ZM67 157V158H66ZM72 157V158H71ZM74 157V158H73ZM84 159V160H82V158ZM85 157V158H84ZM91 157V158H90ZM139 157V158H138ZM160 157H162L161 159H160ZM164 157H165V159H164ZM221 157V158H220ZM10 158V157H9ZM29 158V159H28ZM35 158V159H34ZM60 158L62 159V163H61V160H60ZM69 158V159H68ZM77 158V159H76ZM94 160H93V159ZM108 158V159H107ZM157 158V159H156ZM190 158V159H189ZM215 158V159H214ZM217 158V159H216ZM6 159H7V157H6ZM28 159V160H27ZM89 159H91V160H89ZM107 159V160H106ZM115 159V160H114ZM143 159H144V161H143ZM154 159H156L157 161H161L162 163H163V161L167 164H165L164 165V163L162 164V165H160V163L159 162H157L156 160H154ZM163 159V160H162ZM72 160V161H71ZM86 160V161H85ZM103 160V161H102ZM166 160H167V162H166ZM173 160V161H172ZM183 160V161H182ZM191 160H193L192 162H191ZM7 161H8V159H7ZM69 161V162H68ZM75 161H77V162H75ZM96 161V162H95ZM119 161H121V163H118ZM148 161V162H147ZM150 161L152 162V163H150ZM202 161V162H201ZM67 162V163H66ZM95 162V163H94ZM103 162V163H102ZM153 162H154V164H153ZM172 162V163H171ZM179 162V163H178ZM194 162V163H193ZM33 163V164H34ZM45 163H46V165H48V166H46L45 165ZM59 163H61V164H59ZM145 163V164H144ZM148 165H147V164ZM156 163H158V165H156ZM177 163V164H176ZM196 163V164H195ZM149 164H151V166L149 165ZM176 164V165H175ZM180 164V165H179ZM204 164V165H203ZM153 165V166H152ZM194 165V166H193ZM45 166V167H44ZM54 167V170H53V168L52 167ZM99 166V167H100ZM202 166V167H201ZM56 167V168H55ZM153 167H154V169H153ZM174 167V169H176ZM31 168V169H30ZM44 168H46V169H44ZM57 168H58V170H57ZM148 168H149V170H148ZM26 169V170H25ZM178 169H176L175 171H177ZM198 169V170H197ZM37 170V171H36ZM46 170H49V173L46 171ZM54 172L55 170L57 171V174H56V172L55 173H50V172H52V171ZM61 170V171H60ZM151 170H152V172H151ZM63 171V172H62ZM65 171H67L66 173H67V175H65ZM143 171V172H142ZM201 171H202V173H204V174H202L201 173ZM204 171V172H203ZM206 171V172H205ZM37 172V173H36ZM39 172H40V174H39ZM178 172H179V170H178ZM209 172V173H208ZM28 173V174H27ZM46 173V174H45ZM48 173V174H47ZM59 173V174H58ZM142 173V174H141ZM148 173V174H149ZM33 174V175H32ZM0 175H1V172H0ZM27 175H28V177H27ZM30 175H32V176H30ZM37 175V176H36ZM39 175V176H38ZM42 175V176H41ZM192 175H194V177L192 176ZM199 175V176H198ZM200 175H204L203 177L202 176H200ZM63 176H65V177H63ZM197 176V177H196ZM30 177V178H29ZM32 177V178H31ZM61 177V178H60ZM208 177V178H207ZM28 178H29V180H28ZM40 178H42V179H40ZM66 180H65V179ZM70 179H71V177H69ZM182 178V179H181ZM46 179V180H45ZM51 179V180H50ZM208 179V180H207ZM209 179H211V180H209ZM44 180V181H43ZM59 180H61L60 182H59ZM63 180H65L64 182H63ZM42 181V182H41ZM51 181V182H50ZM54 181V182H53ZM56 181V182H55ZM204 181V182H203ZM206 181V182H205ZM54 184H53V183ZM212 182V183H211ZM46 183H48V184H46ZM52 184V185H49V184ZM56 183V184H55ZM60 183V184H59ZM203 183V184H202ZM210 183V184H209ZM43 184V185H42ZM198 184V185H197ZM226 184H228V182L226 183ZM53 185H55V186H53ZM131 185H133V182L131 183ZM205 185V186H204ZM47 186V187H48ZM61 186H62V188H61ZM64 186H66V187H64ZM26 187V188H25ZM46 187V188H47ZM64 187V188H63ZM198 187V188H197ZM45 188V189H46ZM55 188V189H54ZM207 188H209V189H207ZM64 189V190H63ZM207 189V190H206ZM44 190V191H43ZM66 190V191H65ZM69 190H70V192H69ZM88 190H90V191H88ZM42 191H43V193H42ZM60 191V192H59ZM62 191H63V194H62ZM68 191V192H67ZM54 192V191H53ZM89 192H90V194H92V195H90L89 194ZM207 192V193H206ZM65 193H66V196H65ZM74 193V194H73ZM89 194V196L87 197V196H85L86 194ZM130 193V192H129ZM128 193V196L130 197V200L132 199L133 201H134V197L132 196V194H129ZM190 193V194H189ZM220 193V194H219ZM59 194V195H58ZM69 194V195H68ZM76 194V195H75ZM87 194V195H88ZM189 194V195H188ZM192 194V195H191ZM28 195V196H27ZM74 195V196H73ZM59 196H61V197H59ZM69 196V197H68ZM71 196H73V198L71 197ZM83 196H85V198L83 197ZM33 197V198H32ZM55 197H57V198H55ZM66 197H68V198H66ZM77 197H78V199H77ZM81 197H83L84 199H82ZM128 197V198H129ZM262 197V196H261ZM260 196H259V199L261 198ZM38 198H40V200L38 199ZM75 198V199H74ZM80 198H81V200H80ZM87 198V199H86ZM89 198V199H88ZM91 198V199H90ZM222 191H219L218 193H217V196H216V199L218 200H221L222 201ZM264 198L262 197V199H260V206H256V205H250V204H245V205H243L242 203H245V202H236V203H234V202H232V201H229L228 203H226V205L228 206V208L229 209H231L230 211H231V214H232V221L233 222H238L237 220H239L240 218V215L241 214H243V211L244 210H246L247 208H249L250 210L252 209L253 210V208H254V212L253 211H251L252 213H253V216H254V214L256 215V212L257 213H263L264 214V200H263ZM31 200V201H30ZM84 200H85V202H84ZM219 200H218V202H219ZM60 201V202H59ZM136 202H138L137 200H135ZM39 202V203H38ZM83 202V203H82ZM78 203H79V205H78ZM22 204V205H21ZM204 204H206V205H204ZM228 204H230V205H228ZM239 204V205H238ZM241 204L243 205V206H241ZM21 205V206H20ZM39 205V206H38ZM77 205V206H76ZM134 207H136L135 205L133 206V208L131 209V206L128 208L129 210H132V212L131 211H128V209H127V212H126V214L125 213H123V215L122 216H120V217H122L123 219L126 217L127 218V214H129L128 215V218L129 219H126L125 218V220H123V219H121L122 220V222H121V224H126L127 225V223H128V225H127V229L130 231H132L133 233H135L136 234V229L137 228H135V227H137V224L136 223H138V221H136V218L138 219V215H136L135 213L137 212L136 211V208H134ZM201 207V208H200ZM236 207V208H235ZM253 207V208H252ZM255 207H257V208H255ZM60 208V207H59ZM79 208H76L77 209V211H79L80 209ZM206 208V209H205ZM210 208V209H209ZM106 208H104V210H105ZM99 210H100V208H99ZM99 210H98V213H97V215L99 216V218L100 219H98V222H100L101 220V222H105L106 223V225L105 224H99L101 227H100V229H102V231L101 230H99L98 232H102L101 234L100 233H97V235H96V233H95V236H93V238L94 239H92L91 241L92 242H90L88 239H87V241H86V239L85 238H83V237H81V238H79V237H75V240H73V244L75 245V247L72 249L73 251L72 252H70L71 251V249H70V251H67V252H65V257H64V255H63V258H62V260H61V262L59 261L58 262V264H110L111 262V260L114 258V256H116L118 253H120L123 249H124V246L123 245H118V244H116V241L113 239L114 238V232L117 230V228H116V226H114L115 228H113V227H111L110 225H111V223H112V225L114 224V221H112L111 223H110V220H109V222H108V218H105L106 216L105 215H101V214H104L103 213V211L104 210H102V208H101V210H100V212H99ZM207 210V211H206ZM211 212H210V211ZM233 210H235L234 212H236V213H234V212H232ZM133 211H135V212H133ZM209 211V212H208ZM189 213V214H188ZM201 213V214H200ZM101 215V217H100V215ZM136 216H135V215ZM208 214H210L209 216H208ZM234 214V215H233ZM236 214V215H235ZM238 214V215H237ZM131 215H132V218H131ZM34 216V217H33ZM125 216V217H124ZM135 216V217H134ZM211 216V217H210ZM103 217V218H102ZM117 217H119V215L117 216ZM219 218V217H218ZM104 219V220H103ZM132 221H131V220ZM207 219V220H206ZM129 220V221H128ZM196 220V221H195ZM210 220V221H209ZM71 221V220H70ZM124 221H126V222H124ZM131 221V222H130ZM249 221L251 222V220L249 219V218H247V219H245V221L243 222V226L244 227H246L245 229H248L247 231H249V232H251L252 231V225H251V223H249ZM73 220L71 221V225H73ZM100 222V223H101ZM103 222V223H104ZM107 222L110 224H108L111 228H112V230H111V228L110 227H108L107 226ZM194 225H193V224ZM206 224H209L208 226H205ZM212 224V225H211ZM244 224H246V225H244ZM263 224H264V222H263ZM102 225H103V227H102ZM106 227H108V228H106ZM115 225V224H114ZM125 225V226H126ZM132 225H134V226H132ZM248 225V226H247ZM18 226V227H19ZM44 226L46 227L45 229H41V232L43 233V236L45 237V238H47V237H49L48 235L50 234L49 233V228H48V226L47 225H43L42 226V228H44ZM130 226V227H129ZM196 226H198L197 228H196ZM211 226V227H210ZM251 226V227H250ZM108 229V230H110V231H112L111 233H109L108 232V230L106 231V229ZM213 227V228H212ZM250 227V228H249ZM263 227L264 226H262L261 227V229H263ZM30 228V229H29ZM103 228H104V230L105 231H103ZM130 228V229H129ZM132 228H134V229H132ZM45 230V231H44ZM48 230V231H47ZM108 233V234H107ZM190 233V234H189ZM252 233V232H251ZM101 235L99 238H100V240L98 239H96V237L97 236H99V235ZM110 234H112V236H110ZM134 234V235H135ZM24 236V237H23ZM136 236V235H135ZM184 236V237H183ZM218 235H214V237H215V240H214V237H212V239L214 240V241H212L213 242V244L215 245V247H218V248H220L219 246H221V245H223L222 247H225V250H226V246H227V251H226V255H228V254H234V252H236L235 251V248H234V246H233V248L231 247V245H229V243L227 244L226 243V241L227 240H225V238H221V237H217ZM105 238V239H104ZM112 238V239H111ZM220 238H221V240H220ZM39 239V238H38ZM54 239V238H53ZM52 239V240H53ZM80 239H82V240H80ZM80 240V241H79ZM85 240V241H84ZM95 240V241H94ZM104 240V241H103ZM112 240V241H111ZM217 240V241H216ZM232 240V239H231ZM97 241H99V242H101V243H99V242H97ZM216 241V243H214ZM224 241V242H223ZM82 242H84V243H82ZM89 242H90V244H89ZM94 242V244H92ZM169 242V240H162L161 241V243L158 245L159 247V249L157 248V250H156V252H153V253H151V255L148 257V260L145 262V264H161V259H162V257L165 255V250H163L164 248H165V246H166V243H168ZM176 242V243H175ZM220 242V243H219ZM222 242V243H221ZM86 243V244H85ZM88 243V244H87ZM96 243V244H95ZM99 243V244H98ZM110 243V244H109ZM181 243V244H180ZM227 244V245H225V244ZM37 244H38V250H36V252L35 253H33L31 256H30V260H27V257H26V255L23 253V255L21 254V255H19V254H15V253H12V249H11V247L10 246H8L9 244L7 243V246H6V248H5V257H11L13 254V256H15V255H17L16 257H18L17 259H19L20 258V256H21V258L19 259V260H17V262L19 261H21L19 264H40V262L42 261V260H45L46 259V257L48 256V255H45V253L46 254H48L49 253V251L48 250H45L44 252L45 253H43L44 254V257L42 258V257H39V249H41L40 247V241L39 240H37ZM98 244V245H97ZM104 244H105V246H104ZM89 246L90 245V247H87V246ZM92 245V246H91ZM93 245H95V246H93ZM100 245V246H99ZM107 245H109V246H107ZM173 245V246H172ZM229 245V246H228ZM234 245V244H233ZM107 247V248H104V247ZM113 246V247H112ZM97 247V248H96ZM172 247H174V249L172 250ZM228 247H229V249H228ZM10 251H8V250ZM105 249V250H104ZM116 249V250H115ZM233 249V250H232ZM263 249H264V245H263ZM99 250V251H98ZM127 250H129L128 248H127ZM141 250V253H142V251H143V253H145L146 252V250H144L143 249V247L140 245V244H138V246H137V251H140ZM106 251V252H105ZM119 251V252H118ZM162 251H163V253H162ZM228 252V253H227ZM10 253V254H9ZM69 254V255H68ZM73 254V255H72ZM164 254V255H163ZM8 255V256H7ZM89 255V256H88ZM37 256V257H36ZM91 256V257H90ZM68 257V258H67ZM90 257V258H89ZM96 257V258H95ZM160 257V258H159ZM6 258V259H7ZM69 258H71V259H69ZM92 258V259H91ZM10 258H8V260H6L7 262H6V264H10L11 262H10V260H9ZM40 259V260H39ZM42 259V260H41ZM89 259V260H88ZM110 259V260H109ZM27 260V262L28 263H26L25 261ZM67 260V261H66ZM69 260V261H68ZM71 261V262H70ZM78 261V262H77ZM84 261V262H83ZM160 261V262H159ZM25 262V263H24ZM39 262V263H38ZM75 262V263H74ZM102 262V263H101ZM43 262H41V264H42Z\"/></svg>",
	"mask_w": 264,
	"mask_h": 264
}]
</instances>
